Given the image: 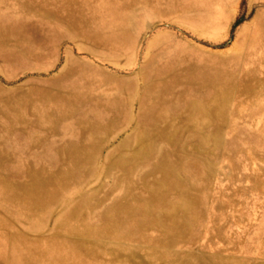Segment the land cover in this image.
<instances>
[{
    "label": "rangeland",
    "instance_id": "obj_1",
    "mask_svg": "<svg viewBox=\"0 0 264 264\" xmlns=\"http://www.w3.org/2000/svg\"><path fill=\"white\" fill-rule=\"evenodd\" d=\"M0 264H264V0H0Z\"/></svg>",
    "mask_w": 264,
    "mask_h": 264
},
{
    "label": "trees",
    "instance_id": "obj_2",
    "mask_svg": "<svg viewBox=\"0 0 264 264\" xmlns=\"http://www.w3.org/2000/svg\"><path fill=\"white\" fill-rule=\"evenodd\" d=\"M241 19H238L237 22H239Z\"/></svg>",
    "mask_w": 264,
    "mask_h": 264
}]
</instances>
